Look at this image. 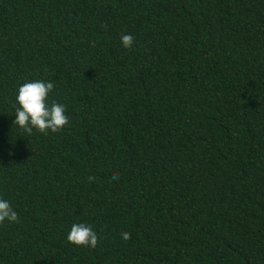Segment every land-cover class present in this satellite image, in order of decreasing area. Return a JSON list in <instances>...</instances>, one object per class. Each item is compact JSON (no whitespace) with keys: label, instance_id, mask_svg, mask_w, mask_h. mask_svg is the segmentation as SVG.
Here are the masks:
<instances>
[{"label":"trees","instance_id":"trees-1","mask_svg":"<svg viewBox=\"0 0 264 264\" xmlns=\"http://www.w3.org/2000/svg\"><path fill=\"white\" fill-rule=\"evenodd\" d=\"M0 198V264H264V0H0Z\"/></svg>","mask_w":264,"mask_h":264},{"label":"clouds","instance_id":"clouds-1","mask_svg":"<svg viewBox=\"0 0 264 264\" xmlns=\"http://www.w3.org/2000/svg\"><path fill=\"white\" fill-rule=\"evenodd\" d=\"M134 39L131 33L123 34L121 43L125 48L131 49ZM92 44L95 46L94 41ZM53 89L54 82L40 79L27 81L20 85L15 98L19 107L15 109L13 124L18 125L29 135L33 128L44 135H47L49 130L53 133L62 130L69 123V118L66 115L64 104L55 100L49 103V94ZM94 179V176L88 177L89 181ZM113 179H119L117 173H113ZM5 220L10 223L19 222V216L8 200L0 198V223ZM121 237L127 241L131 239V233L122 232ZM67 241L77 246H90L92 248L99 242L93 224L87 221L73 223L67 234Z\"/></svg>","mask_w":264,"mask_h":264}]
</instances>
